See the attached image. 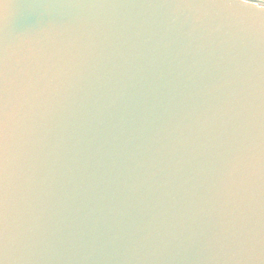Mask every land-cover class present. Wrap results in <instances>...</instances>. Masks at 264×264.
Segmentation results:
<instances>
[{"label": "water", "instance_id": "95a60500", "mask_svg": "<svg viewBox=\"0 0 264 264\" xmlns=\"http://www.w3.org/2000/svg\"><path fill=\"white\" fill-rule=\"evenodd\" d=\"M0 264H264V0H0Z\"/></svg>", "mask_w": 264, "mask_h": 264}]
</instances>
